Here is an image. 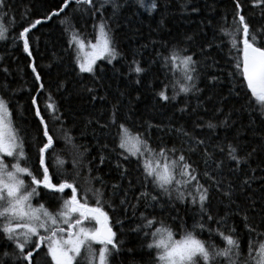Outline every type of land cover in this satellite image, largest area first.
Masks as SVG:
<instances>
[{
    "label": "snow or ice",
    "instance_id": "6c2138e0",
    "mask_svg": "<svg viewBox=\"0 0 264 264\" xmlns=\"http://www.w3.org/2000/svg\"><path fill=\"white\" fill-rule=\"evenodd\" d=\"M216 4L54 0L37 12L0 0V264H116L137 252L133 236L132 264H264V0ZM49 22L60 36L44 45L47 67H70L54 85L37 62ZM17 52L33 80L34 162L36 136L13 119ZM112 80L124 85L110 99ZM57 95L110 105L89 114L96 155L85 164L90 148L74 146L70 173L49 129L66 118ZM145 95L172 112L145 118Z\"/></svg>",
    "mask_w": 264,
    "mask_h": 264
},
{
    "label": "trees",
    "instance_id": "16d2710c",
    "mask_svg": "<svg viewBox=\"0 0 264 264\" xmlns=\"http://www.w3.org/2000/svg\"><path fill=\"white\" fill-rule=\"evenodd\" d=\"M14 4L17 5L18 9H22L26 4H35L36 7L34 11L43 12L45 6L48 4L54 3V0H12ZM217 11H231L230 0H217ZM17 18H19V10L16 12ZM196 20L193 19L192 23H182L181 29H193L195 28ZM60 25L57 23L49 22L46 27L40 29V33H43L41 36L40 42V54L38 55L37 62L42 67V75L45 78L46 85L49 80L54 82L59 78H63L66 73L70 72V67L67 63V58L65 60V65L63 67H54L49 69L47 65L49 64L48 56L50 55V48L46 51L44 45L48 40L57 41L60 36ZM37 33V34H40ZM59 43L63 44V41H59ZM2 47V46H0ZM59 51V49H57ZM25 55L17 52V60L13 63L14 71H16L15 86L17 88H24L25 91H21L18 93L16 100L19 102L20 107L13 112V119L19 127H26L29 129L31 135L36 136V140L32 141L31 137L29 138L30 143L33 145L29 149V154L32 158V161H35L36 155V144L39 142V135L36 132V121L32 118V116L27 112L28 109V89L33 87V80L30 75V69L26 67ZM232 55H235L233 52ZM17 65L19 66L17 68ZM105 68L110 69L111 65L105 64ZM106 76H111L110 71H106ZM69 79L71 77L69 76ZM112 84V92L110 94V99L112 95H115V90L117 88H122L124 85V81L122 80H112L110 81ZM43 95L40 97L41 101V109L43 111ZM86 99V98H85ZM57 100L61 106V111L65 113V120L63 124L49 122L50 132L54 134L56 138V152L55 155H58L62 160L65 161L64 168L68 170L70 173L72 171V159L73 156L77 154V147L74 146H88L90 148V152L84 154V163H87V159H90L92 156L96 155V147L95 141L92 138L91 132L88 131L85 134L84 123L89 117V114H96L97 111L105 112V109L109 108L110 105L106 102H97L95 105L88 104L84 102L83 99L78 97H70L67 100L61 99L59 95H57ZM135 103V102H134ZM135 109L139 114L144 115L145 118L151 117L154 121H158L164 119L165 116L169 115L172 112L171 108L168 109H159L157 110L154 106V102L150 95H145L139 103H135ZM21 114L27 115V123L21 120ZM63 132H67L69 136L72 138L70 143H66L63 138ZM155 135V134H154ZM111 139V138H109ZM79 151L82 153L83 148L80 147ZM50 164L53 163L52 158L49 157ZM101 172L105 175V179H108V172L105 166H101ZM81 179H83V174ZM177 239L179 236L176 237ZM127 247H134L137 249V252L129 255L127 252L122 253L116 261V264H132L133 260L139 262L140 260V250L139 245L135 237H131L128 239Z\"/></svg>",
    "mask_w": 264,
    "mask_h": 264
}]
</instances>
